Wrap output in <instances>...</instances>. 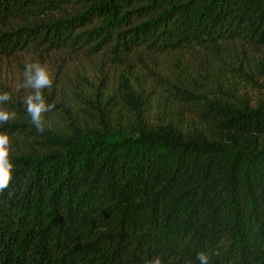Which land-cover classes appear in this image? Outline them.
<instances>
[{
  "label": "trees",
  "instance_id": "obj_1",
  "mask_svg": "<svg viewBox=\"0 0 264 264\" xmlns=\"http://www.w3.org/2000/svg\"><path fill=\"white\" fill-rule=\"evenodd\" d=\"M30 61L53 78L42 134L17 87ZM249 89L264 0H0V107L16 112L0 264H264Z\"/></svg>",
  "mask_w": 264,
  "mask_h": 264
},
{
  "label": "clouds",
  "instance_id": "obj_2",
  "mask_svg": "<svg viewBox=\"0 0 264 264\" xmlns=\"http://www.w3.org/2000/svg\"><path fill=\"white\" fill-rule=\"evenodd\" d=\"M17 87L18 90H29L23 97L25 111L36 132L44 133L46 130L44 114L55 108V105L47 102L44 96V90L53 87V78L48 68L39 61L26 62L22 72V80ZM11 99L12 96L9 92H0V105L10 102ZM15 118V111L0 107V125L7 124ZM13 168L14 165L10 159V138L6 132H0V194L10 187L13 180ZM213 254L218 255V253ZM211 255L202 250L197 253L196 259L199 264H210ZM149 264H161V259L156 257Z\"/></svg>",
  "mask_w": 264,
  "mask_h": 264
},
{
  "label": "rangeland",
  "instance_id": "obj_3",
  "mask_svg": "<svg viewBox=\"0 0 264 264\" xmlns=\"http://www.w3.org/2000/svg\"><path fill=\"white\" fill-rule=\"evenodd\" d=\"M249 92H251L252 98H254L253 101L257 100V98L258 99L264 98V90L263 89L262 90H257V89L250 90L249 89Z\"/></svg>",
  "mask_w": 264,
  "mask_h": 264
}]
</instances>
